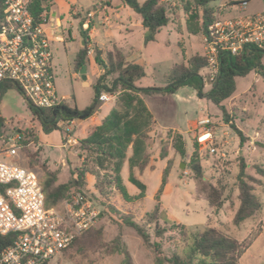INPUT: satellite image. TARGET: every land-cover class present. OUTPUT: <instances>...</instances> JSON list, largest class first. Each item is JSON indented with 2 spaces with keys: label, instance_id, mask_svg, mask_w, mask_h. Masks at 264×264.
Returning <instances> with one entry per match:
<instances>
[{
  "label": "rangeland",
  "instance_id": "rangeland-1",
  "mask_svg": "<svg viewBox=\"0 0 264 264\" xmlns=\"http://www.w3.org/2000/svg\"><path fill=\"white\" fill-rule=\"evenodd\" d=\"M243 1L247 2L245 8L241 4L228 5L231 2ZM173 3L174 0H168L167 3L168 25L156 34L155 41L148 42L145 48L140 45L146 74L139 81L142 88L164 87L163 76L172 64L185 63L196 54L206 55L203 36L189 35L186 32L182 12ZM212 6L218 8L222 17L245 16L264 11V0H220ZM78 30L79 26L74 24L71 35L76 37V40L69 41L70 37L65 34L67 40L65 46L53 43L51 53L57 95L66 97V102L76 106L78 110H84L94 104L95 81L104 74V71L95 65L94 61L90 63L88 60L86 79H82L79 73H73L72 61L81 45ZM166 31L171 33L169 37ZM58 33L61 35L60 30ZM101 33V30L98 31L99 35L94 32L93 38L99 40ZM93 48L94 46H91V49ZM201 75L205 85L202 90L206 93L212 87V79L204 70L201 71ZM234 81L235 92L221 103L228 114V123L224 121L217 107L198 97L194 90L187 86L180 88L176 96L174 94L141 95L155 118L147 142V151L154 168L138 176L146 185L143 198H136L139 191L124 180L126 192L132 199L125 201L114 190L109 191L108 199H105L94 191V179L87 176L85 191L87 196L94 200L92 201L100 212V217L93 228L102 229V240L106 243H110L120 235L121 242L130 253L134 264H155V255L152 250L144 246L131 228L120 224V214L129 216L150 234L152 242L160 244L161 257H167L175 250L179 253L183 250L176 231L168 230L162 237L156 238L153 234L154 223L147 221V215L153 211L156 204L155 193L167 161L171 162V168L168 184L159 201L158 225L170 229L171 223L176 222L198 231L214 228L238 242L252 237L250 246L239 258V264H264V176L257 173V169L264 172V80L250 72L245 76L235 77ZM100 86H105V89H100L101 91L110 90L111 79L105 78ZM113 102L114 99L104 103L103 106L101 104L96 106L94 114L98 119L106 114ZM28 105L21 93L14 89L7 90L1 96L0 160L23 167L25 160L20 151L21 144L16 139V130H32L37 136L40 135L41 141L39 145L30 143L27 148L31 152H38L39 165L43 164L51 171H58L56 185L64 183L69 177L68 167H78L81 164L82 160L77 157L79 141L75 145L63 148L59 137L64 135V132L62 134L61 131L55 130L41 134L38 123L31 120ZM204 118L211 121L210 141L198 125V121ZM230 124L242 133L243 141L230 128ZM74 133L77 139L84 134L79 130H75ZM177 135L182 138L185 151L183 158L177 155L172 147L174 137ZM195 145L201 153L199 162L204 172V180L220 187L222 191V207L217 212L213 211L201 197L195 196V181L187 167ZM207 145L218 147L225 157L210 156L207 153ZM164 146L168 150L167 157L160 159L159 152ZM240 160L246 165L245 172L256 181L253 184L254 193L261 201L262 208L236 226L233 224V217L239 206L236 175ZM33 171L40 183L43 182L45 177L42 168H35ZM70 256L71 259H68L62 254H57L44 264H121L122 262V256L119 254L108 256L99 249L88 247H83L80 251H71Z\"/></svg>",
  "mask_w": 264,
  "mask_h": 264
},
{
  "label": "trees",
  "instance_id": "trees-1",
  "mask_svg": "<svg viewBox=\"0 0 264 264\" xmlns=\"http://www.w3.org/2000/svg\"><path fill=\"white\" fill-rule=\"evenodd\" d=\"M2 1L0 0V13ZM120 1L139 16L141 25L147 32L144 36L146 44L155 41L156 34L169 23L167 4L161 0ZM174 1V5H177L182 12L185 29L189 35L204 36L208 26L219 15L218 8L212 6V4L220 0ZM240 3L231 2L228 5ZM52 6V0H31L28 4V11L36 22L45 23ZM43 13H45L44 16ZM88 29L83 30L80 25L79 35L84 42V46L78 50L72 62L75 73H78L88 62ZM263 59L264 53H260L255 48L246 50L244 56H242V53L230 57L224 55L220 60L221 65L212 81L211 89L204 93L202 90L203 77L200 74L206 66L204 56L196 54L191 56L185 63L172 64L163 76L164 87L139 88L136 87V82L146 76L142 66L127 62L122 51L115 46L107 50L94 48V63L104 71V74L95 81V101L93 105L86 107L84 110H78L75 106L71 107L65 101L54 109H34L28 105L31 120L38 123L43 134L55 130L63 133L60 123L86 120L94 115V110L99 104L97 99L101 93L100 89H105V86H100L101 82L107 77L111 79V89L108 91L114 95L113 106L100 124L87 137L79 140L77 147L79 154L77 157L82 160L81 164L78 167H70L67 181L56 185L58 171H51L43 164L39 165L38 152H31L27 148L30 143L39 144L38 136L32 130L17 129L16 133L19 134L21 144L20 151L25 160L23 167L30 171L35 168H42L45 178L41 185L47 208L66 200L73 192H79L84 198L92 201L93 199L88 197L85 191L87 176L94 179L93 188L98 195L108 199L109 191L114 190L123 200L130 201L132 198L126 192L120 175L124 164H127L128 167L127 180L139 191L136 198L141 199L145 195L146 187L137 179L134 171L136 170L141 175L146 168L152 169V166H149L150 155L147 151V142L150 139L149 132L153 123L152 114L141 95L174 94L180 88L187 86L193 89L198 97L204 98L211 105L217 107L221 111L224 121L228 123V114L221 103L230 98L235 92L234 78L252 72L264 80ZM10 89L19 91L11 83H0V98ZM230 128L236 132L241 141L244 140L242 133L234 125L230 124ZM62 141L65 142L64 137ZM172 147L177 155L181 158L185 157L180 135L174 137ZM167 153V147H162L159 158L165 159ZM199 157H201V153L195 145L187 164L195 181V196L201 197L213 211L217 212L222 207V191L220 187L204 180V172ZM170 166L171 162L167 161L161 174L160 185L155 193L156 204L153 211L147 215V221L154 223L153 234L156 238L162 237L168 230L176 231L179 241L183 245L181 253L175 250L169 256L161 257L160 244L152 242L150 234L143 227L125 214H120V224L131 228L142 240L144 246L152 250L155 255V264H239V258L250 246L252 237L238 242L214 228L198 231L176 222L171 223L170 229L158 225L159 201L164 187L168 184ZM245 167L244 162L240 160L236 175L239 206L233 217V224L236 226L252 217L262 208L261 201L254 193L253 184L256 181L245 172ZM257 173L264 176V172L260 169H257ZM12 236L0 235V251L9 244ZM83 247L99 249L108 256L119 254L122 256L121 264H134L130 253L121 242L120 235L110 243H106L102 240L101 228L91 227L77 237L61 254L65 258L71 259V251H80Z\"/></svg>",
  "mask_w": 264,
  "mask_h": 264
},
{
  "label": "built area",
  "instance_id": "built-area-1",
  "mask_svg": "<svg viewBox=\"0 0 264 264\" xmlns=\"http://www.w3.org/2000/svg\"><path fill=\"white\" fill-rule=\"evenodd\" d=\"M30 1H2L0 83L13 84L34 109H54L65 100L55 89L46 22L39 23L32 18L28 11ZM161 1L168 3V0ZM240 4L245 7L247 2ZM203 38L206 44L203 70L213 81L224 55L239 54L245 46L264 52V12L231 17L218 15ZM113 99L111 92L101 91L97 100L104 104ZM198 125L210 141L211 121L204 118ZM63 130L65 144L75 145L70 128ZM16 139H20L19 134ZM206 148L210 156L225 157L218 147L207 145ZM99 216L96 205L79 192L47 208L38 176L24 167L0 160V235H13L0 251V264H44L93 227Z\"/></svg>",
  "mask_w": 264,
  "mask_h": 264
},
{
  "label": "crops",
  "instance_id": "crops-1",
  "mask_svg": "<svg viewBox=\"0 0 264 264\" xmlns=\"http://www.w3.org/2000/svg\"><path fill=\"white\" fill-rule=\"evenodd\" d=\"M52 1H53V6L51 7L47 15V21H46V26H45V29L51 41L50 46L53 43L62 44L63 46H65V43L67 41L65 34H67V36L70 37L71 40L69 41L76 40V37L71 35V29L74 26V24H77L79 28L81 25L83 30H86L87 28H89L87 31V37H88V42H89L88 60L90 63L94 61L93 60L94 55H92V52L95 47L99 50H107L115 46L122 51L127 62L138 64L144 68L145 61L142 59L140 45L142 44V46L145 48L146 45L148 44L144 42V36L146 35V31L143 29L141 25L139 16L135 14L130 8L123 5L120 0H52ZM140 2H143V1H140ZM263 12L264 11H261L259 13H263ZM58 30H60L61 35L58 33ZM99 30H101L102 33L100 34V39L97 40L96 38H93V34L94 32H97L98 34ZM161 31L162 30L160 29V31L157 34H159ZM165 33L167 37H169L171 34L168 31H166ZM78 39L81 41V45L79 47L80 49L81 47L84 46V42L79 35V30H78ZM136 42L138 43L137 45H136ZM91 46H94V48L91 49ZM137 46H139V48H137ZM78 50L76 51V53L78 52ZM52 61H53V58H52ZM72 70H73V67H72ZM87 72H88V69L86 65V75H87ZM73 73L77 74L74 71ZM139 81L136 82V86H138L139 88H142L139 85ZM203 87H205L204 83L202 85V89ZM176 93H174V96H176L175 95ZM62 98L65 100V102L67 101L66 97L63 96ZM70 106L73 107L74 105H70ZM101 106H103V104H101ZM112 106L113 104H111L106 114L102 116L100 119H98L97 115L94 114L86 120H73V121L66 122V123H60L59 125L63 129L64 127H69L71 130L69 133L71 138H73L76 142H78L79 140L87 137L92 132V130L100 124L101 120L107 115V113L110 111ZM147 108L149 109L148 106ZM149 111L152 114V120H153L152 126H153L155 122V118L153 116L152 111L150 109ZM85 122H89L90 124L85 125L84 124ZM172 129L174 130V128ZM75 130H79L82 133H84L83 137L79 139L75 138L74 137ZM41 134L43 133L41 132ZM149 136H150V132H149ZM63 137L64 135H60L59 142H60V145L64 148L67 145L65 144V142L62 141ZM40 141H41V138H40V135H38L39 144H40ZM149 166H152V169H149L148 167L143 171V173L147 170H153L154 166L152 165L151 162H149ZM68 173H69V167H68ZM143 173L139 175L137 172H135V175H137L138 180H139V177L143 175ZM120 175L122 178V182H124V180H127L128 178L127 164H124L120 172ZM166 186L164 187V190Z\"/></svg>",
  "mask_w": 264,
  "mask_h": 264
},
{
  "label": "water",
  "instance_id": "water-1",
  "mask_svg": "<svg viewBox=\"0 0 264 264\" xmlns=\"http://www.w3.org/2000/svg\"><path fill=\"white\" fill-rule=\"evenodd\" d=\"M146 34H147V32H146ZM250 48L249 47H244L243 48V50H242V56H244V53H245V51L246 50H249ZM260 53H264L263 51H259ZM229 56V55H228ZM230 57V56H229ZM79 74H80V76H81V78L82 79H85L86 78V65H84L81 69H80V71H79ZM180 167L182 168V166L180 165ZM100 217V216H99Z\"/></svg>",
  "mask_w": 264,
  "mask_h": 264
}]
</instances>
